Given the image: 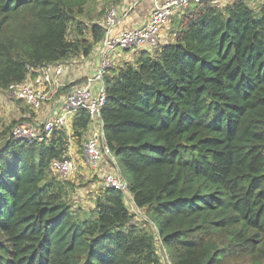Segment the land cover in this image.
Segmentation results:
<instances>
[{
    "label": "trees",
    "instance_id": "16d2710c",
    "mask_svg": "<svg viewBox=\"0 0 264 264\" xmlns=\"http://www.w3.org/2000/svg\"><path fill=\"white\" fill-rule=\"evenodd\" d=\"M102 1L0 0V90L87 57L104 38ZM168 37L104 75L100 113L156 234L132 222L117 189L87 212L72 206L74 186L50 169L69 158L63 130L30 143L0 119V264H161L160 247L171 264H264V0L192 5ZM88 128L77 112L80 145Z\"/></svg>",
    "mask_w": 264,
    "mask_h": 264
},
{
    "label": "built area",
    "instance_id": "2783aa9c",
    "mask_svg": "<svg viewBox=\"0 0 264 264\" xmlns=\"http://www.w3.org/2000/svg\"><path fill=\"white\" fill-rule=\"evenodd\" d=\"M222 0H164L156 4L149 12L146 25L136 30H130L112 35V30L119 20V9L110 8L103 17L101 26L104 38L100 42V65L97 73L84 82L73 84L71 90L64 97L54 116L42 122L23 123L16 126L10 135L14 140L27 142H41L49 138L54 132L66 129L69 120L79 111H85L89 117V133L83 142V158L85 164L94 172L114 156L109 148L100 120V113L106 102L103 88V77L114 66L115 52L132 49H146L153 51L160 45L161 29L169 22L174 12L183 11L192 5L204 2L217 5ZM63 67L60 64L45 65L35 71V78L30 77L22 83L11 84L6 90L11 98L22 101L30 110L39 111L50 99L52 93L60 88L58 78ZM100 86L94 92L92 85ZM53 90V91H52ZM52 91V92H51ZM53 174L61 182L70 181L77 172V166L72 158L54 160L50 167ZM102 189L113 188L121 191L124 196L128 193L126 180L121 176L117 165L110 172L98 175ZM161 264H171V260L163 251Z\"/></svg>",
    "mask_w": 264,
    "mask_h": 264
},
{
    "label": "crops",
    "instance_id": "0c3cea01",
    "mask_svg": "<svg viewBox=\"0 0 264 264\" xmlns=\"http://www.w3.org/2000/svg\"><path fill=\"white\" fill-rule=\"evenodd\" d=\"M163 1L164 0H124L122 2L123 6L118 7L119 8V20L115 28L112 30V35H117L122 32L142 28L143 26L146 25L150 10L156 4H159ZM230 2L231 0H229L228 3ZM181 13H182L181 11L174 12L170 19V22L164 28L161 29L160 41L161 40L164 41L162 45L169 42V37L165 36L166 30L171 27L173 20L177 18ZM101 20L102 18L100 19V23H101ZM86 39H89V37L87 36ZM99 49H100V43H98L97 45L93 47L91 53L87 57L81 54V55L74 56L65 62L59 63L63 67L62 74L58 78L60 88L56 92L51 94L50 99L43 105V107L39 111H36V112L32 111L30 115H32L33 122H37V123L42 122L46 120L48 117L54 116L57 109L60 107L61 102L64 100V97L71 90V86L73 84L84 82L86 79L91 78L97 73L99 69V65H100ZM145 51H148V50L146 49L145 50L144 49H132V50H127V51L117 50L115 52L114 66L111 70L106 72V74H110V71L112 70L114 71L118 70L120 67H122L125 64L134 66L136 62L138 61V59L141 57V55ZM92 89L94 90V92H98L100 90V86H98L97 84H93ZM23 117L26 118L29 116H26L25 114ZM73 119H74V116L72 117V120H69V125L66 128L67 130L69 129L67 131V134L69 135V132H71L72 137H73V132H72ZM89 130L90 128H88L87 132L85 133L83 142L87 138ZM68 156L72 158V153L70 151L68 152ZM115 164H116V160L114 157L113 160L111 161L108 160V162L101 165L98 173L97 172H94V173L99 178L98 175H100L101 172L112 171L113 166ZM99 190L101 191L102 188H99ZM138 218H139L138 216L134 217L132 219V222L135 224H138L137 223V221L139 220Z\"/></svg>",
    "mask_w": 264,
    "mask_h": 264
},
{
    "label": "rangeland",
    "instance_id": "374dc122",
    "mask_svg": "<svg viewBox=\"0 0 264 264\" xmlns=\"http://www.w3.org/2000/svg\"><path fill=\"white\" fill-rule=\"evenodd\" d=\"M228 2L229 0H222L216 6L224 7L229 4ZM245 2L249 6L255 9H258L260 5L262 4L263 0H245ZM94 4H96L95 5L96 12L102 11L101 12L102 18L105 16L106 12L110 8H114V7L118 8V7L123 6L122 3L119 6L109 5L108 2L104 0L101 3L99 2V3H94ZM80 19L84 20L82 18ZM99 20H97V22H100ZM169 29L166 30L165 36H168L167 34H168ZM85 32L88 33L87 30ZM70 37H72V35ZM163 42L164 41L161 40L160 45H162ZM31 113H32V110H30L26 105H24L22 101L11 98L7 91L0 90V119L2 121L1 131L6 132L7 135H11L13 129L16 126L23 124V123L33 124L34 122L32 121V115H30ZM25 114L26 116H29V117H26V118L23 117ZM68 130L63 129L64 134L67 137L66 139L69 141L68 152L70 151L72 153V158L73 160L75 159V163L77 166V172L74 178H72L69 181L74 186V190L70 196V202L72 203V206L74 208H80L84 212H87L94 207V200L100 191L99 188H102V185H101L100 179L97 177L94 171L90 170L89 167L84 162L82 144L80 145L78 141L71 136V132H69V135H68L67 134ZM2 144H3V139L0 138V146H2ZM121 176L124 179H126L127 177V175L124 172L123 174H121ZM132 201H133L132 196L128 192L125 195V204H126L127 209L130 211L133 218L136 216L139 217L138 218L139 220L137 221L138 224L145 225L147 226L148 229H153L154 233L156 234V230L154 226L151 224V222L149 221L148 217L145 215L144 210L136 209ZM156 239H157V243L159 247V245H161L160 240L158 239V237ZM162 253H163V250L160 247V256L162 255ZM166 256L169 257L167 253H166Z\"/></svg>",
    "mask_w": 264,
    "mask_h": 264
}]
</instances>
